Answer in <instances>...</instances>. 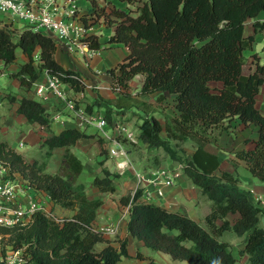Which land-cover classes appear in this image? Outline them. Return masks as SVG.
Wrapping results in <instances>:
<instances>
[{
    "label": "trees",
    "instance_id": "trees-1",
    "mask_svg": "<svg viewBox=\"0 0 264 264\" xmlns=\"http://www.w3.org/2000/svg\"><path fill=\"white\" fill-rule=\"evenodd\" d=\"M127 1L133 4L138 0ZM134 11L136 17L117 8L110 12L102 8L100 13L107 23H116L108 43L124 44L130 50L124 62L107 72L112 90L128 99L132 96L131 80L142 75L144 83L136 95H156L157 102L162 103L167 98L165 94H172L179 115L166 125V137L161 135V122L147 116L138 126L139 144L120 139L130 151L137 145L162 151L164 157L154 156L151 168L158 169L167 158L182 163L184 176L210 201V211L204 218L205 229L184 215L140 202L139 188L120 199L124 206L131 204L129 234L173 260L237 264L228 242L219 239L231 234L243 238L244 247L239 254L248 256L244 264H264V209L252 203L249 192L240 188L239 176L221 170L219 157L204 148L209 142L208 132L223 127L227 120L237 118L244 124L258 125L254 147L235 155L246 162L253 177L264 183V112L256 108V96L264 83V64L257 63L252 73L244 74L243 55L254 42L253 35H245V23L264 11V0H140ZM254 26L259 32L264 23L256 22ZM14 34L0 29V60L5 66L15 63L18 48L28 57L17 72L11 73L21 87L29 89L45 71L59 77L74 92L85 91L83 74L65 69L56 61L57 47L50 36L25 30L14 40ZM85 41L92 49L101 47L94 35ZM211 82H221L223 86L212 89ZM10 100L18 103V114L29 123H38L48 135L40 144V159L28 162L7 142L0 141V160L28 180L32 188L43 191L54 205L75 213L56 220L39 211L29 226L0 228V234H8L14 248L26 246L32 264H117L122 257H130L126 240L118 249L108 244L95 250L97 244L106 242L92 226L103 202L88 198L85 184L79 181L84 165L70 151L79 140L94 136L74 128L51 134L49 113L40 102L14 96ZM93 107L103 108L111 125L115 114L124 111L114 109L112 102L101 97L87 105L86 110L91 112ZM189 138L196 146L187 156L179 141ZM98 141L103 144L100 138ZM57 148H65V152L58 173L50 174L46 171L47 162ZM102 174L95 176L91 185L102 193H114L120 175L107 168ZM229 216L234 217L228 219ZM137 258L145 259L140 253Z\"/></svg>",
    "mask_w": 264,
    "mask_h": 264
},
{
    "label": "crops",
    "instance_id": "crops-1",
    "mask_svg": "<svg viewBox=\"0 0 264 264\" xmlns=\"http://www.w3.org/2000/svg\"><path fill=\"white\" fill-rule=\"evenodd\" d=\"M73 1L79 6L80 9H82V17H84L83 14L90 13L93 10V5L91 3L93 0ZM94 1H96L98 7L105 8L107 11L110 7L125 10H128V7H130L132 10L130 15L136 17L137 12L134 10L140 0L133 3L132 5L127 3L126 0ZM256 22L264 23V11H261L254 18L248 19L245 23V35H253L254 42L252 49L245 50L243 52L245 57L244 74L252 73L256 69L257 63L261 65L264 64V28L259 32H256L254 26ZM115 24L116 23L108 24L104 21V17H100L96 22L90 21L89 26L85 25V28L88 31L87 35L96 36L101 43V47L99 49H95L87 57L77 54L73 59L63 50L57 49L55 53L56 61L65 69L80 71L83 74L84 83L86 85L84 92L76 93L71 90L69 86L63 84L61 87L62 94L67 99L72 98L76 100L77 107H82L85 109L87 105H91L99 97L110 101L114 105V109L125 110V112L115 114V120L119 117L123 119L126 118V116L131 115L137 118L138 124L141 123L142 118L147 116H154L161 122V119L158 118L157 113L161 110L160 107L166 104H164V102H157L156 95H151L149 97H140L136 95L144 83V77L142 75H137L131 80L130 85L132 96L130 98H121L112 90V79L107 74V72L108 70L117 67L118 64L124 62L126 57L130 54L128 46L118 43H108L109 38L114 34ZM21 28L22 26L20 23L14 24V29L16 31L18 30V32H20ZM35 53V56L37 55L36 57L38 58L39 49ZM27 61L28 57L23 53H21L16 67L12 65L5 66L0 60V77L7 78L5 83L0 86V141L7 142L13 149H15L16 152L23 155L26 161L33 162L35 160L34 157L39 153L40 144L48 134L41 130V127L38 123H29L23 115L18 114V103L11 102L10 100L11 96L16 97L17 99L27 97L40 102L48 111L51 124V134H59L65 129L74 128L94 136L93 138L81 139L74 146L70 147V151L83 163V172L85 171L88 163L95 165V163L92 161V158L94 161L95 159H97V161H102L104 157L99 155V151L101 147L108 142V140L104 139L107 138V134H111L112 131L110 130L109 133L103 132V130L97 127L96 124L85 123L82 125L77 114L68 111L63 97H57L52 93L48 94L44 98L36 97L34 91L37 85L39 83H44L47 80V75L44 71L39 74V78L29 89L21 87L20 82L17 79H13L12 82H10L9 76L11 73L17 72L20 66ZM209 86L212 89H220L222 88L223 84L221 82H211ZM14 87L17 89L15 92L12 91ZM165 95L167 97V101L168 97H171V100L169 101H171L172 110L174 112L169 116V118L165 120V125L161 122L164 128L162 132H165L167 123L171 124L173 119L179 115L178 111L174 107V95L168 93ZM256 108L260 112H264V85L256 97ZM97 110L104 114L103 108H98ZM58 114L60 116H58ZM258 130L259 127L256 124H244L239 119L233 118L231 120H227L223 127L215 128L208 132L209 142L204 146V148L219 157L221 161V170L238 174L240 180L242 181V185L243 180H248V182L252 184L251 186L254 185V182L251 176H243L242 170L247 169L246 162L237 158L235 154L240 150H249L254 147L255 142L258 139ZM12 133H17L20 136H26V134L30 135L29 141L33 144L36 150L34 155H26L25 153L17 150L15 145H11L9 138ZM161 135L166 137V135H163L162 133ZM99 138L104 140L103 144L101 145L96 143L94 146L95 148L92 149L94 154H92L89 149V145H91V141H96ZM22 146L23 144L20 143L19 147ZM138 146L139 145H137V148ZM134 150L135 149H132L131 151L129 150L130 153L128 159L131 163V167L135 166V163L131 160L135 152ZM64 152L65 148H57L53 151V154L48 160L46 166V171L48 173H58ZM115 162L116 161L113 160V165L110 167L108 166V168V162L105 161L104 166L109 170L111 169L110 171H112V169H114ZM175 165L176 164L173 163L172 160L167 158L161 163L160 167H173ZM150 170H154V168L148 167L145 169H138L135 167V173L133 174L129 166V169L126 171V173L120 176L117 190L114 193H102L92 185V188L89 191L87 185H85L86 194L89 199H100L103 202L102 206L97 211L96 219L92 224L93 228L96 231H100L102 228L109 227L111 225L118 227V232L115 235L103 236L106 242L97 244L95 246V250L99 249L96 251H100L108 244L118 249L120 247L119 241L126 240L127 251L130 255V257L127 258L130 259L132 261L131 263L133 264H179L177 262L170 261L169 258H171V256L168 254L159 251H157L155 254H150L147 250H145L144 247L146 246L143 244V242L134 239L127 230L130 213L125 212V209L123 208L124 205L121 204L120 199L126 196L129 192L134 193L138 188L139 181L136 177V174L146 173ZM99 173L100 172H98V175L93 176L90 184L92 183L95 176H99ZM82 176L83 175L79 176V181L84 183ZM146 178L147 176H145V179ZM262 185L258 187V189L260 188L259 190H264V183H262ZM44 201L49 202L54 213V210L58 209L65 213L66 217L69 218L75 213L72 210L64 209L54 205L48 196L44 198ZM139 201L142 203L154 204L169 212L184 215L197 222L203 228L207 229L204 218L210 211V201L201 194L200 189L195 186L190 179L185 177L183 173L178 178L174 186L164 188V196L162 198H158L155 195L152 187L145 183V185L142 186V195ZM230 217L234 216H229L228 219H231ZM220 223V221L217 222V224ZM229 235L231 234H224L223 236L219 237V239L227 242L225 237ZM237 239L240 240L239 249L241 250L244 247L243 238L237 237ZM138 253H140L145 259H137ZM243 256L248 258L247 255ZM123 259H126V257H122L120 261Z\"/></svg>",
    "mask_w": 264,
    "mask_h": 264
},
{
    "label": "built area",
    "instance_id": "built-area-1",
    "mask_svg": "<svg viewBox=\"0 0 264 264\" xmlns=\"http://www.w3.org/2000/svg\"><path fill=\"white\" fill-rule=\"evenodd\" d=\"M82 18L81 9L73 0H0V29L15 32L14 24L20 23L23 29L17 32V36L25 30L41 32L50 36L55 41L57 49L63 50L73 59L77 54L87 57L95 50L85 41L88 31ZM46 75L47 80L37 85L35 96L44 98L52 93L57 97H63L68 111L76 113L82 125L96 124L107 133L111 130L112 133L107 134L108 142L105 148L110 157L116 161L115 171L120 175L125 174L129 169L130 151L125 148L120 138L126 139L131 144L140 143L138 132L131 127V123L126 118L119 117L111 125L97 107L91 112L77 107L76 100L63 96L61 90L63 83L60 78L47 72ZM183 169L184 165L178 163L173 167H160L146 173H138L136 174L139 181L137 189H142L145 183L149 184L155 195L162 198L164 188L174 186ZM249 195L255 196L252 189H249ZM45 197L47 195L43 191L32 188L28 180L18 173H13L10 167L0 160V228H25L32 223L34 214L39 211L58 220L44 209ZM130 207L131 204L123 208L129 213ZM99 232L103 236L115 235L118 227L111 225L102 228ZM8 238V234H0V264H32L30 256L25 252L26 246L14 248Z\"/></svg>",
    "mask_w": 264,
    "mask_h": 264
},
{
    "label": "rangeland",
    "instance_id": "rangeland-1",
    "mask_svg": "<svg viewBox=\"0 0 264 264\" xmlns=\"http://www.w3.org/2000/svg\"><path fill=\"white\" fill-rule=\"evenodd\" d=\"M94 1V0H93ZM120 1H123V0H120ZM126 2L128 3V1L126 0ZM92 3V1H91ZM93 5V10L90 12V13H85L83 14V22L85 23V25L89 26L90 25V21L92 22H96L98 21V19L102 16H100V13L102 12V8L101 7H98L96 1ZM132 5V4H130ZM105 9V8H104ZM112 10V7L109 8V10L106 12H110ZM128 12H132V10L130 9V7H128ZM81 12H82V9H81ZM87 16H90V17H87ZM113 20V19H112ZM104 21H105V18H104ZM106 22V21H105ZM107 23V22H106ZM17 24V23H16ZM94 24V23H92ZM108 24H111L110 22H108ZM23 29V28H21ZM17 31H15L14 33V40L17 39ZM21 50L18 48L16 50V55H17V59L15 61V63L11 64L12 66H17L18 62H19V57L21 55ZM36 64V63H35ZM9 65V66H11ZM45 72V71H44ZM46 73V72H45ZM14 78L11 77V75L9 76V80L10 82H12ZM7 80V78H4V77H0V86L5 83V81ZM264 85V83L261 85L260 87V90L262 88V86ZM23 90V89H22ZM13 92L17 91V89L14 87L12 89ZM260 92V91H259ZM257 97V96H256ZM167 99V98H166ZM171 97H168V101L165 100L164 101V106H161V110L157 113V116L158 118L161 119V122L162 124L165 125V120L167 118H169L170 115H172V113L174 112L172 110V105H171ZM122 112H125L124 111H121ZM126 120L129 121L131 123V127L133 129L136 130V132H138V129H137V126L139 125L138 124V120L137 118L129 115V116H126ZM130 118V119H129ZM168 124V123H167ZM42 130V129H41ZM43 131V130H42ZM26 134V133H25ZM163 135H166V132H162ZM29 136L28 134L25 135H19L17 133H12L10 135V138H9V141H10V144L11 145H15L17 147V150H19L20 152L22 153H25L26 155H34V152L36 151L33 144L29 141ZM102 141L104 140H108V138H105L104 140L101 139ZM94 142V143H92ZM22 143L23 146L22 147H19V144ZM98 143V144H101L98 140L96 141H91V145H89V149L90 151L92 152V154H94L92 151L93 148H95V144ZM175 143V141H174ZM179 143L181 144V148L186 152L187 156H190L192 154V151L194 150L195 146H196V143L193 139H185V140H182V141H179ZM10 146V145H9ZM11 147V146H10ZM12 148V147H11ZM134 151V154H133V157H132V161L135 163V166H132L131 167V163L129 161V166L131 168V171L133 172V174L135 173L134 171V168L137 167L138 169H145V168H148V167H152L154 165L153 163V158L154 156L156 155H159L160 158L164 157V153L162 151H158V150H155L153 148H150L148 147L147 145H141V146H137L135 148ZM15 150V149H14ZM97 150V148H96ZM104 150V152L102 153V151ZM99 155L104 157V159H102V161H97V159H94L92 158V161L95 163V165H93L92 163H88L86 169L84 172H82L81 175L82 176V180L84 182L85 185H87V188L89 189V191L91 190V184H90V181L92 180L93 176L94 175H98V172L99 173V176H102V170L104 168H107L108 166H112L113 165V160L112 158L110 157L109 155V152L108 150L105 148V145H103L99 151ZM98 156V155H96ZM35 159H40V155L39 153L34 157ZM108 162V165L107 167L104 166V162ZM175 164H178V163H175ZM108 167V168H109ZM114 169H115V166H114ZM112 169V173L113 174H116L117 172ZM109 170V169H108ZM111 170V169H110ZM242 174L243 176L245 175H248V176H251L253 182H254V185H258V186H251L252 184L250 182H248V180H243V185H242V181L240 180V188L245 191V192H249V189H252L253 190V193H255V196H251L250 200L252 203H254L255 205H259L261 208L264 209V190H259L258 187L262 185L261 181L255 177L252 176V174L246 169V170H242ZM120 175V174H119ZM238 175V174H237ZM121 176V175H120ZM118 181H120V179H118ZM263 186V185H262ZM259 198V199H257ZM258 200H261V201H258ZM44 201V200H43ZM44 209L52 214L55 218H63V217H66L65 213H63L61 210H54L55 213L53 212V208L50 206L49 202L47 201H44ZM232 219V217H230ZM261 225L262 227L264 228V218L261 220ZM105 239V238H104ZM225 239L227 240L228 242V245H229V251L232 253V255L237 259V264H244L246 261H247V258L245 256H242L239 254V251L240 250L239 248V245H240V240L237 239V237H234L233 235H229V236H226ZM120 244H121V240L119 241ZM244 245V243H243ZM145 250H147L150 254H155L157 251H153L147 247H144ZM238 249V250H237ZM96 250H99V249H96ZM234 252V253H233ZM139 259V258H137ZM139 260H144V259H139ZM170 261H173V262H177L179 264H189L187 261H179V260H173L172 258H169ZM132 261L128 258L126 259H123L122 261H119L117 264H128V263H131ZM133 264V263H131Z\"/></svg>",
    "mask_w": 264,
    "mask_h": 264
}]
</instances>
